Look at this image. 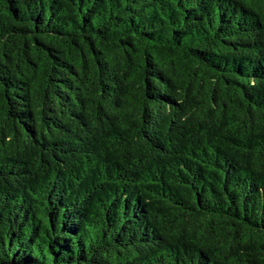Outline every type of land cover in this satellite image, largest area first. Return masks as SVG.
Instances as JSON below:
<instances>
[{
	"label": "trees",
	"instance_id": "16d2710c",
	"mask_svg": "<svg viewBox=\"0 0 264 264\" xmlns=\"http://www.w3.org/2000/svg\"><path fill=\"white\" fill-rule=\"evenodd\" d=\"M264 264V0H0V263Z\"/></svg>",
	"mask_w": 264,
	"mask_h": 264
},
{
	"label": "water",
	"instance_id": "95a60500",
	"mask_svg": "<svg viewBox=\"0 0 264 264\" xmlns=\"http://www.w3.org/2000/svg\"><path fill=\"white\" fill-rule=\"evenodd\" d=\"M0 264H18V263H15V262H6V263H0Z\"/></svg>",
	"mask_w": 264,
	"mask_h": 264
}]
</instances>
